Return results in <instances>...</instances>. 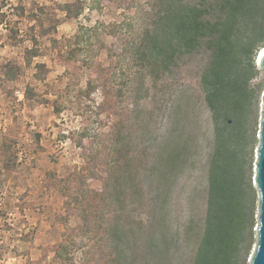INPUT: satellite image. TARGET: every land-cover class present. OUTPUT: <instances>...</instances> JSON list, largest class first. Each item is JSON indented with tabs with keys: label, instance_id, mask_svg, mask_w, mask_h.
<instances>
[{
	"label": "rangeland",
	"instance_id": "obj_1",
	"mask_svg": "<svg viewBox=\"0 0 264 264\" xmlns=\"http://www.w3.org/2000/svg\"><path fill=\"white\" fill-rule=\"evenodd\" d=\"M145 1L0 0V264L110 263L109 226L122 211L110 199L112 178L105 165L111 125L120 123L115 134L124 136L136 130L131 129L135 100L122 85L121 55L125 40L144 27L138 6ZM120 23L134 27L113 36L101 27L97 37L87 34L99 24ZM125 56L130 64L131 55ZM205 62L203 54L184 57L171 74L146 77L137 103L138 110L153 112L148 135L140 138L137 129L132 138L134 145L144 142L147 154L156 153L177 119L182 121L183 112L174 115L177 106L190 100L189 109L197 114L203 148L196 170L179 179L173 200L184 206L193 188L205 186L206 142L213 137L200 82ZM257 70L239 80V102L248 114L242 125L246 165L256 197L247 264L258 225L255 164L264 70ZM95 80L100 84L92 89L89 82ZM120 88L125 94L116 97ZM147 213L141 206L133 215L146 219ZM62 245L69 260L56 258ZM84 252L90 253L88 262Z\"/></svg>",
	"mask_w": 264,
	"mask_h": 264
},
{
	"label": "trees",
	"instance_id": "obj_2",
	"mask_svg": "<svg viewBox=\"0 0 264 264\" xmlns=\"http://www.w3.org/2000/svg\"><path fill=\"white\" fill-rule=\"evenodd\" d=\"M138 10L144 27L135 38L125 40L121 55L126 71L122 85L135 100L131 129L142 131L140 138L150 132L153 112L137 106L146 77L171 74L184 57L203 54L200 82L213 137L206 142L205 186L193 188L184 206L173 202L175 189L186 172L196 170L203 148L190 100L182 109L177 106L174 115L183 112L182 121L177 119L154 154H147L143 141L134 145L136 130L116 135L120 123L111 125L105 168L112 178L110 199L122 212L109 226L114 247L109 264H247L256 197L246 165L242 125L248 114L239 102L243 95L239 80L258 72L255 59L264 49V0H146ZM99 27L113 36L134 26L99 24L87 34L97 37ZM126 53L131 55L130 64ZM95 83L100 84L89 82L92 89ZM125 93L120 88L114 95ZM141 206L148 209L146 219L133 215ZM61 251L56 258L69 260L67 247L62 245Z\"/></svg>",
	"mask_w": 264,
	"mask_h": 264
},
{
	"label": "water",
	"instance_id": "obj_3",
	"mask_svg": "<svg viewBox=\"0 0 264 264\" xmlns=\"http://www.w3.org/2000/svg\"><path fill=\"white\" fill-rule=\"evenodd\" d=\"M256 62L258 69L264 70V49L259 53ZM262 118L259 132V147L257 149V161L255 164V184L258 192V225L257 243L250 258L249 264H264V94L262 99Z\"/></svg>",
	"mask_w": 264,
	"mask_h": 264
},
{
	"label": "bare ground",
	"instance_id": "obj_4",
	"mask_svg": "<svg viewBox=\"0 0 264 264\" xmlns=\"http://www.w3.org/2000/svg\"><path fill=\"white\" fill-rule=\"evenodd\" d=\"M263 50V49H262ZM261 50V51H262ZM260 54H261V52H260ZM258 55H259V53H258ZM257 55V57H256V59H255V62H258L257 60L259 59V56Z\"/></svg>",
	"mask_w": 264,
	"mask_h": 264
}]
</instances>
